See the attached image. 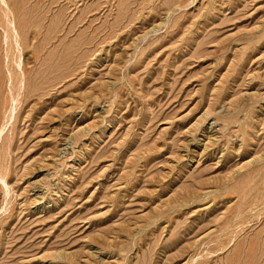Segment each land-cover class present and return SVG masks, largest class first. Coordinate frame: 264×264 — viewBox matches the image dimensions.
<instances>
[{
	"label": "rangeland",
	"instance_id": "374dc122",
	"mask_svg": "<svg viewBox=\"0 0 264 264\" xmlns=\"http://www.w3.org/2000/svg\"><path fill=\"white\" fill-rule=\"evenodd\" d=\"M0 264H264V0H0Z\"/></svg>",
	"mask_w": 264,
	"mask_h": 264
}]
</instances>
